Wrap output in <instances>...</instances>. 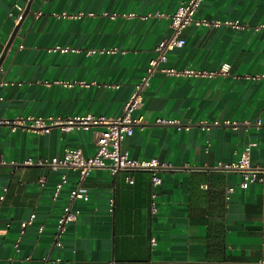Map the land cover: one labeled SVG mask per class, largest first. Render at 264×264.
<instances>
[{
	"label": "crops",
	"instance_id": "0c3cea01",
	"mask_svg": "<svg viewBox=\"0 0 264 264\" xmlns=\"http://www.w3.org/2000/svg\"><path fill=\"white\" fill-rule=\"evenodd\" d=\"M187 1L0 0V58L8 46L0 63V119L119 116L154 48L171 34L166 16ZM63 13L83 16L56 17ZM196 18L245 28L189 27L181 34L185 45L169 51L161 67H226L227 75L155 74L134 114L145 124L122 142L132 159L176 170L161 173L157 187L148 172L93 170L84 198L73 205L79 215L58 244L57 221L78 175L23 163L77 149L91 158L92 130L33 134L0 125V264H264V181L242 189L240 174L215 170L237 162L247 147L251 164L264 166V78L255 79L264 76V32L254 31L264 25V0H205ZM110 49L123 54L98 52ZM80 81L95 85L52 84ZM63 175L66 184L54 197ZM228 188L234 192L226 198ZM32 215L15 251L20 225Z\"/></svg>",
	"mask_w": 264,
	"mask_h": 264
},
{
	"label": "built area",
	"instance_id": "2783aa9c",
	"mask_svg": "<svg viewBox=\"0 0 264 264\" xmlns=\"http://www.w3.org/2000/svg\"><path fill=\"white\" fill-rule=\"evenodd\" d=\"M205 0H188L185 4L177 8V10L166 17L170 21L171 34L167 39L162 40L155 48V56L149 60L145 73L134 85L133 92L124 104L122 112L115 118L108 117H96L91 114L83 116H75L69 118L61 117H30L26 119L18 118L14 120L0 119V125H7L12 128L19 127L23 130L31 132L33 134H42L52 128H56L61 132H65L71 129L77 130H92V140L97 146L96 154L91 158H85L81 150H68L62 158L51 159H37L33 161L31 159L26 160L23 165L32 166L37 165L45 167L51 172L58 170H69L78 175V181L74 189L69 192L66 204L62 209V214L57 221V231L55 242L58 244V236L64 232L67 224L75 222L79 211L73 209L75 201L84 198L82 186L85 180L89 177L90 173L95 169H104L110 172L112 176L118 173H136V172H148L150 174V182L153 187H157L161 183L160 174L163 172L175 171L172 165L167 163H160L156 160L151 161H137L129 156L128 151L122 148V142L125 137L131 136L134 128L141 127L145 124L143 115L139 114L134 116L135 112L140 110L143 105L144 93L149 86L150 80L157 73L164 74L165 76L172 78H194V79H212L216 76L227 75V68L223 67L218 72H206L192 69L176 70L174 68H162L161 65L166 62L167 54L169 51L175 48H181L185 45V41L181 38L182 32L189 28H208L217 29L221 27H230L232 29H244L238 22L232 21H217L207 20L204 18H196V13L199 6ZM19 11L21 8L17 7ZM91 15V14H89ZM82 14L76 16H70L66 13L56 17L63 18H80ZM92 16V15H91ZM117 15L111 14L110 19H114ZM131 16V15H130ZM158 17H165L162 14H156ZM126 17V16H124ZM254 31L264 32V25H260L254 28ZM54 51L61 53H71L74 50L68 48H54ZM96 50H89L88 54L96 53ZM102 54H123L118 49L100 50ZM264 78V76H256L255 79ZM5 82L0 78V86H3ZM52 84L60 85L64 88H72L75 85L81 87H87L89 85H95V83L88 84L86 82H53ZM46 83V86L52 85ZM157 124L176 125L177 122L158 121ZM217 125V123H214ZM236 126L237 123L232 124ZM180 129V127L178 126ZM215 170L224 171L227 173H238L241 175L242 180L239 183V187L244 189L248 184L264 181V166H253L249 159V147H247L241 154L237 162L221 165L219 164ZM127 182L133 184V177L129 175ZM66 184V176L61 177L60 183L55 187L54 197H56L63 185ZM234 192V189H226V198ZM152 197H155L152 195ZM3 199L0 196V201ZM152 211H155L154 205H152ZM34 215L30 216L29 220L21 223L20 232L17 240L14 243L15 251L19 250L20 242L24 236L25 228L32 223ZM39 229V233H41ZM262 245H264V235H262ZM108 264H114L113 261Z\"/></svg>",
	"mask_w": 264,
	"mask_h": 264
},
{
	"label": "water",
	"instance_id": "95a60500",
	"mask_svg": "<svg viewBox=\"0 0 264 264\" xmlns=\"http://www.w3.org/2000/svg\"><path fill=\"white\" fill-rule=\"evenodd\" d=\"M16 30H17V27L14 29V32H13V35L16 33ZM11 39H12V37H11ZM10 39V40H11ZM9 45V44H8ZM8 47V46H7ZM7 47H6V49H7ZM6 49L4 50V52H3V54H2V56H1V58H0V63H1V60H2V58H3V56H4V54H5V52H6Z\"/></svg>",
	"mask_w": 264,
	"mask_h": 264
}]
</instances>
